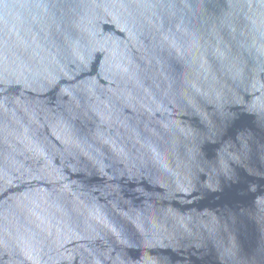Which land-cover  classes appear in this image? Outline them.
<instances>
[{
    "label": "water",
    "instance_id": "95a60500",
    "mask_svg": "<svg viewBox=\"0 0 264 264\" xmlns=\"http://www.w3.org/2000/svg\"><path fill=\"white\" fill-rule=\"evenodd\" d=\"M0 264H264V0H0Z\"/></svg>",
    "mask_w": 264,
    "mask_h": 264
}]
</instances>
